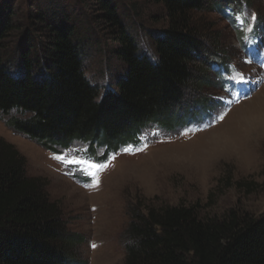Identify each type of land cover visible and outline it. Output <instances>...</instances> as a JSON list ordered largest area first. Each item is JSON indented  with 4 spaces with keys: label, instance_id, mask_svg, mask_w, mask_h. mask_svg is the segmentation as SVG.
Instances as JSON below:
<instances>
[{
    "label": "trees",
    "instance_id": "16d2710c",
    "mask_svg": "<svg viewBox=\"0 0 264 264\" xmlns=\"http://www.w3.org/2000/svg\"><path fill=\"white\" fill-rule=\"evenodd\" d=\"M247 1L26 0L30 6L19 11L15 0H0V119L54 155L73 152L97 164L135 146L148 127L175 129L182 118L188 124L213 102L194 101L177 113L187 88L200 91L209 83L208 76L196 77V64L209 72L213 65L228 67L209 15L227 18ZM149 4L167 21L160 32L140 30L135 20ZM18 14L24 28L17 27ZM16 30L21 42L5 52ZM136 31L149 41L150 55ZM89 49L119 60L122 77L114 86L94 85L85 75ZM25 166L19 151L0 138V264H81L74 252L83 239L67 233L60 207ZM132 217L123 264H264V213L230 209L220 218H202L195 207L173 206Z\"/></svg>",
    "mask_w": 264,
    "mask_h": 264
},
{
    "label": "rangeland",
    "instance_id": "374dc122",
    "mask_svg": "<svg viewBox=\"0 0 264 264\" xmlns=\"http://www.w3.org/2000/svg\"><path fill=\"white\" fill-rule=\"evenodd\" d=\"M14 4L19 11L30 6L26 0H15ZM161 12L154 4L147 5L141 17L135 19L142 24L140 30L160 32L166 28ZM228 12V19L209 15L222 60L230 65L224 75L228 78L225 86L221 89L217 84L220 79L216 75L221 76L215 72L217 66L213 65L209 72L199 61L196 77L201 81L208 76L209 83L200 91L196 86L187 88L184 106L177 113L184 114L186 106L194 101L209 99L212 104L190 116L191 122L186 118L188 124L182 125L184 121L180 119L175 129L148 127L135 146L125 147L131 150L123 148L111 155L95 178L89 174L96 172L90 168L92 161L79 159L73 152L54 155L8 129L0 119V138L25 158L26 175L46 185L50 200L58 204L67 221V233L83 239L74 252L81 264H123L133 212L184 206L195 207L202 218H220L230 209L255 217L263 215L264 0L247 1L239 13ZM16 23L18 28L26 25L21 14ZM257 26L261 34L258 42L246 37ZM138 31L135 36L150 55V43L143 31ZM243 31L250 47L247 54L240 45ZM21 34L16 30L9 35L5 52L14 51ZM214 51L212 45L208 53ZM87 52L84 70L92 84L114 86L115 78L122 77L119 60L106 53L103 56L98 49ZM218 114L222 119L215 118ZM56 156L64 157L65 162Z\"/></svg>",
    "mask_w": 264,
    "mask_h": 264
},
{
    "label": "snow or ice",
    "instance_id": "6c2138e0",
    "mask_svg": "<svg viewBox=\"0 0 264 264\" xmlns=\"http://www.w3.org/2000/svg\"><path fill=\"white\" fill-rule=\"evenodd\" d=\"M253 19H254V16H253ZM215 118H219V119H222V116H219V114L217 115V117ZM211 125V121H209V126ZM131 150L130 148H125L124 151H129ZM55 159L59 160L61 163H64L65 162V159L64 157L62 156H56L54 157ZM76 163H81V161H74ZM106 167V165L104 163H90V168L91 169H95L96 172H89L90 175L93 176V178H95L96 174L100 171V170H103L104 168Z\"/></svg>",
    "mask_w": 264,
    "mask_h": 264
}]
</instances>
